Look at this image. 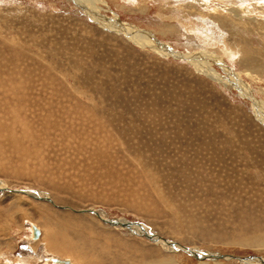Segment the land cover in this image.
<instances>
[{
	"label": "rangeland",
	"instance_id": "374dc122",
	"mask_svg": "<svg viewBox=\"0 0 264 264\" xmlns=\"http://www.w3.org/2000/svg\"><path fill=\"white\" fill-rule=\"evenodd\" d=\"M263 1L0 0V186L52 199L0 188V264L264 256V123L186 58L228 79L224 62L264 101ZM92 3L170 53L97 22ZM86 208L223 258L174 252Z\"/></svg>",
	"mask_w": 264,
	"mask_h": 264
},
{
	"label": "bare ground",
	"instance_id": "6f19581e",
	"mask_svg": "<svg viewBox=\"0 0 264 264\" xmlns=\"http://www.w3.org/2000/svg\"><path fill=\"white\" fill-rule=\"evenodd\" d=\"M86 1H90V0H86ZM92 1V0H91ZM95 1V0H94ZM79 2V1H78ZM85 2V1H84ZM264 2V1H263ZM95 3V2H94ZM94 3L92 4H89L88 5V8L90 9V11H92V13H97L95 15V19L97 22H99V19L104 21L105 24H102L103 25H106V27H109L111 26L112 27H115L117 28L116 30H121L123 31L124 33H126L129 37V39H131L132 41H134L135 43H144V44H149L152 49L160 52L161 54L165 53V52H168L170 53V50L172 48H170L168 45L164 44V42H160L158 41L151 33L149 32H142L140 33L138 30H135V29H128V26L127 25H124L122 22H120V20L116 17V15L114 16V19H109V18H105L104 16H100L98 15V11L96 10L97 8L94 7ZM262 3V2H260ZM97 4V3H96ZM257 4V3H256ZM84 4H82L83 6ZM254 6H257V5H254ZM261 6H264L261 4ZM258 7V6H257ZM95 8V9H94ZM85 9V8H84ZM86 10V9H85ZM242 9H239V8H229V10H227V12L231 13V14H235V16H240V17H243L244 16V12L241 11ZM86 12H89V11H86ZM261 12L263 13L264 15V8L261 9ZM91 13V12H90ZM228 13V14H229ZM243 13V14H241ZM91 15V14H90ZM94 16V15H92ZM232 16V15H231ZM228 17V16H227ZM242 20V18H240ZM94 18V17H93ZM250 18V17H249ZM253 17H251L252 19ZM254 19V18H253ZM259 20V19H258ZM95 21V20H94ZM232 21V20H231ZM247 21V20H246ZM252 22V21H251ZM262 22V21H261ZM244 23V22H243ZM258 26V25H257ZM234 27V25H233ZM132 28V27H131ZM263 32V31H262ZM141 34V35H140ZM244 46V45H243ZM239 47V48H243V50H245L246 48L245 47ZM240 50V49H239ZM173 51V50H172ZM174 52V51H173ZM175 53V52H174ZM175 54H178V53H175ZM179 55V54H178ZM177 55V56H178ZM216 55V54H214ZM180 56V55H179ZM182 56V55H181ZM212 56V55H211ZM185 58V56H182ZM199 55L197 57H193L192 55H187V59L188 61H190V63L194 66V68L198 71H201V72H204L209 78H211L212 80H214L215 82H218L222 85H229L231 84V86L233 87H236L238 89V91L241 93V94H246V96L251 99L252 101V104H253V108H254V112L257 116V118L264 123V101H260L256 98L253 97V94H252V91H251V88L250 86L245 83V81L243 80V78L241 77V72H238V71H232L230 67H228L224 62H221L223 66L226 67V71H230L232 72L231 74H229V77L228 79L225 78L223 75L219 74L218 71H216L214 68H212L209 64H206L207 62L204 60V58L200 57L198 58ZM213 57V56H212ZM219 57V56H218ZM250 57V56H249ZM258 59V58H257ZM257 59H255L257 61ZM252 60V59H251ZM250 60V61H251ZM220 61V60H219ZM243 61V60H242ZM248 61V60H247ZM246 61V62H247ZM254 61V58L253 60ZM245 62V61H244ZM249 62V61H248ZM220 63V64H221ZM256 63V62H255ZM259 64V62H258ZM248 65V64H247ZM255 65V64H254ZM222 66V67H223ZM252 66V65H251ZM224 67V68H225ZM249 67V66H248ZM258 68V67H257ZM248 69L245 73H247L248 76L250 77H253L255 76L254 74L257 73L256 71L259 70V69ZM259 72V71H258ZM233 79V80H232ZM253 99V100H252ZM146 171V170H145ZM151 177V176H150ZM153 181V180H152ZM154 184V183H153ZM157 184V183H156ZM30 189V188H28ZM38 193L39 196H43V198H46V196L48 197V195L46 193H44L43 191H40V190H37L35 189ZM161 191V190H160ZM158 192V191H157ZM29 195V194H28ZM100 218V217H99ZM101 219V218H100ZM102 220V219H101ZM104 221V220H103ZM106 222V221H105ZM108 223V222H107ZM110 224V223H109ZM115 225V224H113ZM131 226H133V229L137 230V227H135L134 224H131ZM135 227V228H134ZM146 228V227H145ZM148 229V228H147ZM157 242L163 244V245H167L169 247H171V249L176 252L177 250H180L181 246H179L177 243L175 242H170L169 240H166L162 237L156 239ZM166 242H169L166 243ZM263 243H260L261 246L264 247V240L262 241ZM184 247V246H182ZM167 248V247H166ZM192 249V248H190ZM196 250V249H194ZM199 251V250H198ZM202 252V251H201ZM204 253V256L203 257H199V256H196L200 259H204V258H210L212 259L213 261H219L221 258H223L222 255H219L217 254L216 252H213V253H209L208 251L205 252L203 251ZM190 254V253H189ZM193 255V254H192ZM234 260H238L239 262H241L242 264H264V258L262 257L261 259L260 258H254V259H249V257H243V258H235L234 257ZM51 261V260H50ZM252 261H255V262H252ZM52 262L53 264H76L74 260H72L71 258H68V257H53L52 258ZM172 263L171 262V259L169 257H162L161 259H159L157 262L153 263V264H170ZM214 263V262H212ZM218 263V262H216ZM200 264V263H199ZM206 264V262H205Z\"/></svg>",
	"mask_w": 264,
	"mask_h": 264
},
{
	"label": "water",
	"instance_id": "95a60500",
	"mask_svg": "<svg viewBox=\"0 0 264 264\" xmlns=\"http://www.w3.org/2000/svg\"><path fill=\"white\" fill-rule=\"evenodd\" d=\"M0 188L8 190V191H11V192L26 193V194H29L31 196H34L35 198L45 199V200H48L50 202L52 201V199L50 197L46 196V198H43V196H39L37 191L35 189H32V188H30V189H28V188H11V187H8V186H6L4 184H2V186H0ZM79 211L94 213L95 215L100 217L102 220H104V221H106V222H108L110 224H115V225L122 224L123 226L127 227L128 230L131 233H134V234H137V235H140V236H144L147 239L156 241V239L160 238L154 232H151L149 230L146 231L145 229L140 228L139 226H137V230L133 229V227L131 226L132 221H130V220L119 219V218H109V217H107V215L105 213L98 212L94 208L80 209ZM166 243L169 244V242H166ZM180 248H181V250H183V251H185L187 253H190V254H193V255L199 256V257H203L204 254H206L203 251L201 252V251H198V250L190 249L189 247H180ZM262 257L264 258V256L251 255L249 257V259H254V258H260L261 259Z\"/></svg>",
	"mask_w": 264,
	"mask_h": 264
}]
</instances>
